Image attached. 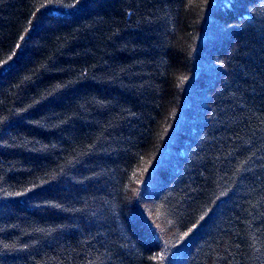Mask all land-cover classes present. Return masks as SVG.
Wrapping results in <instances>:
<instances>
[{
  "label": "trees",
  "instance_id": "obj_1",
  "mask_svg": "<svg viewBox=\"0 0 264 264\" xmlns=\"http://www.w3.org/2000/svg\"><path fill=\"white\" fill-rule=\"evenodd\" d=\"M0 264H264V0H0Z\"/></svg>",
  "mask_w": 264,
  "mask_h": 264
},
{
  "label": "snow or ice",
  "instance_id": "obj_2",
  "mask_svg": "<svg viewBox=\"0 0 264 264\" xmlns=\"http://www.w3.org/2000/svg\"><path fill=\"white\" fill-rule=\"evenodd\" d=\"M21 39H23V37L21 38ZM19 47V46H18ZM11 59V58H10ZM222 63V62H221ZM21 193H16V195H20Z\"/></svg>",
  "mask_w": 264,
  "mask_h": 264
}]
</instances>
